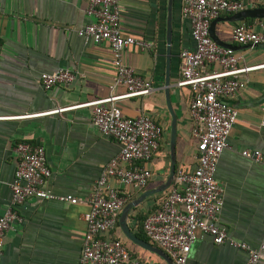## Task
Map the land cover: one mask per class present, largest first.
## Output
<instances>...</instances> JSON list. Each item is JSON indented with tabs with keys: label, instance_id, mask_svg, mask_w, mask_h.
Instances as JSON below:
<instances>
[{
	"label": "crops",
	"instance_id": "1",
	"mask_svg": "<svg viewBox=\"0 0 264 264\" xmlns=\"http://www.w3.org/2000/svg\"><path fill=\"white\" fill-rule=\"evenodd\" d=\"M244 2L247 10L263 9L256 0ZM167 3L168 0H124L121 5L123 35L153 45L149 51L136 46L127 48L124 63L149 81L152 91L148 96L123 99L116 105L125 117L145 114L163 128L159 150L144 164L151 174L146 189H126L115 179L110 180L127 200L125 206L167 182L172 162V115L176 119L175 175L178 170L193 172L197 167V145L191 136L188 110L192 93L187 87H177L180 55L194 50L195 44L190 23L181 15L182 0H172L167 71ZM85 5L86 0H0V216L10 203V185L18 164L15 147L19 143L45 149L51 170L46 190L79 201L72 205L27 200L18 209L22 223L14 224L4 237L1 264H78L87 228L83 220L89 211L86 200L102 170L120 152L116 141L101 136L94 127L91 108L52 113L126 92L123 87L112 88L115 71L109 46L77 36L79 29L94 21L85 15ZM231 16L222 14L218 18L215 35L221 42L239 48L235 52L242 58L240 66L264 65V45L248 48L231 39L234 26L246 25L261 32L258 24H264V19L224 22ZM61 69L75 73V82L43 89L40 75ZM167 72L169 105L165 93ZM241 80L244 87L233 98L224 100L238 111V118L215 173L224 201L218 225L226 229L229 239L257 250L264 244V168L241 153L257 150L264 154V68L241 76ZM174 182L175 177L169 188L148 197L128 213L126 225L137 238L140 233L145 236L140 230L141 217L168 196ZM121 212L110 237L121 240L134 257L146 264H168L124 236L119 226ZM143 241L157 247L149 240ZM247 260V252L226 244L215 245L210 237L198 235L186 264H246ZM258 264H264V259Z\"/></svg>",
	"mask_w": 264,
	"mask_h": 264
},
{
	"label": "built area",
	"instance_id": "2",
	"mask_svg": "<svg viewBox=\"0 0 264 264\" xmlns=\"http://www.w3.org/2000/svg\"><path fill=\"white\" fill-rule=\"evenodd\" d=\"M124 0H86L84 13L94 21L77 31V36L93 44H107L112 54L115 71L112 88L123 87L125 93L110 96L82 105L59 109L61 113L77 108H91L93 125L103 137L120 145V152L102 170L91 187L86 200L89 211L83 216L86 232L78 264H143L132 258L121 240L110 237L116 227L119 212L127 200L110 184L115 179L122 187L143 191L151 174L144 164L159 150L163 128L145 114L125 117L116 103L123 99L148 96L151 83L136 75L124 63V52L131 46L149 51V42L125 36L121 29V5ZM264 9V0H256ZM247 10L244 0H182L181 15L190 23L194 50L183 51L181 78L177 87H187L192 93L189 115L192 121V138L196 141L197 167L193 172L178 170L168 196L159 210L143 223L145 237L166 252L175 264H186L192 245L198 235L210 237L215 245H228L247 252L246 264H258L264 259V244L254 250L244 243L228 238L225 228L218 225L223 208V189L215 179L219 158L229 147V137L238 111L224 102L244 87L241 76L264 68L240 66L242 58L230 48L218 46L210 37L211 23L222 14L234 15ZM261 32L250 26L236 25L231 39L241 46L256 48L264 45V24ZM217 68V70H215ZM76 74L67 70L42 73L40 83L49 90L69 86ZM264 125V122H263ZM18 164L10 185L11 199L0 216V264L4 237L23 219L18 209L29 199L59 201L76 205L79 201L70 196H59L45 189L51 170L45 149L40 145L19 143L15 147ZM241 155L264 168V154L243 150Z\"/></svg>",
	"mask_w": 264,
	"mask_h": 264
},
{
	"label": "water",
	"instance_id": "3",
	"mask_svg": "<svg viewBox=\"0 0 264 264\" xmlns=\"http://www.w3.org/2000/svg\"><path fill=\"white\" fill-rule=\"evenodd\" d=\"M246 19H264V10L263 9H248L239 13H236L229 17L228 19H225L224 22L227 23H237L244 21ZM219 22L218 19L214 20L211 23L210 26V37L212 40L221 47L230 48L233 51H237L239 48L233 47L231 45H227L223 42H221L218 37L215 35V26ZM172 0H168L167 3V19H166V62H167V71L169 69V63H170V57H171V42H172ZM248 48H251L250 46H245ZM169 76L168 72L166 74V81H165V93L168 101V91H169ZM169 105V101H168ZM175 141H176V119L174 115H172V122H171V129H170V151H171V170L170 175L168 177V180L165 184L161 185L157 189L145 191L141 194L140 197L137 199L131 201L128 203L121 212L120 218H119V226L124 234V236L133 244L139 246L140 248L151 252L161 259H163L168 264H175L174 261L169 257L168 254H166L163 250L160 248L154 247L153 245L137 238L134 234H132L129 230V228L126 225V218L128 216V213L131 209L136 208L139 206L144 200H146L148 197L156 195L158 193H161L165 191V189L169 188L173 178L175 177ZM135 221V220H133Z\"/></svg>",
	"mask_w": 264,
	"mask_h": 264
},
{
	"label": "trees",
	"instance_id": "4",
	"mask_svg": "<svg viewBox=\"0 0 264 264\" xmlns=\"http://www.w3.org/2000/svg\"><path fill=\"white\" fill-rule=\"evenodd\" d=\"M189 90H190V89H189ZM191 136H192V131H191ZM135 191H136V190H135ZM131 199H133V196H131ZM162 201H163V200H162ZM162 201H161V202H162ZM159 204H160V203H158V205L155 206L154 209H153L151 212H149V213H147V214H145V215H143V216L141 217V227L143 226L144 221H145V220H146L151 214H153V213H155V212H157V211L159 210ZM140 230L143 231L142 228H141ZM138 237L141 238V239H143V240H147V241H148V239H147L145 236H143L141 233L138 234ZM129 253H130V252H129ZM130 255H131L132 258H135V259L139 260L141 263L146 264L145 262L141 261L140 259L134 257V255H132V253H130ZM159 260L161 261V263H164V261H163L161 258H159Z\"/></svg>",
	"mask_w": 264,
	"mask_h": 264
}]
</instances>
